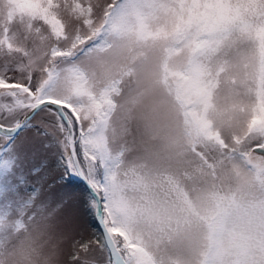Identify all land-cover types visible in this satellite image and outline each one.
<instances>
[{"label": "clouds", "instance_id": "9594fccd", "mask_svg": "<svg viewBox=\"0 0 264 264\" xmlns=\"http://www.w3.org/2000/svg\"><path fill=\"white\" fill-rule=\"evenodd\" d=\"M92 2L85 31L71 0H0V43L80 112L125 264H264V0ZM65 239L40 204L0 216V264H69Z\"/></svg>", "mask_w": 264, "mask_h": 264}, {"label": "snow or ice", "instance_id": "6c2138e0", "mask_svg": "<svg viewBox=\"0 0 264 264\" xmlns=\"http://www.w3.org/2000/svg\"><path fill=\"white\" fill-rule=\"evenodd\" d=\"M70 7L79 10L81 17L87 16L89 19H81V27L87 31V25L94 23L101 14L107 16L104 6L93 3L92 0H71ZM111 7V5H109ZM30 27V26H29ZM7 33V29L3 30ZM58 35H60L58 33ZM62 39H68L63 36ZM75 43L72 44L74 50L78 46H86L92 39L90 34L74 35ZM5 42L0 43V48L4 51L0 55L6 57L4 64L0 66V99H6L7 102L0 103V113L12 115L15 113H24L28 117H40L39 121L34 123L38 134L54 133L61 143L63 149L68 153V165L77 173L82 174L90 185L91 192L85 200V206L88 207L92 215L98 219L102 227V238L98 240H77L74 234L79 221V203L77 198L69 194L67 211L62 221L65 243H70L72 248L78 251H70V259L74 262L80 258V252L87 253L92 244H96L101 250L108 253L107 264H125L127 257L134 255L140 245L134 243L128 233L119 226H114L115 221L109 222L105 218V209L94 198V191L99 189V185L91 178L96 157L92 156L84 147L89 142L84 138L85 125L82 122L81 114L76 106L67 99H60L50 94L47 85L38 80L36 74L28 71L21 63L19 57L22 56L18 48H14L10 41L4 38ZM54 57H64L72 59L73 51H68L61 46L52 52ZM49 76L52 75V69L46 68ZM107 117L106 112L98 111L96 114V123L102 125ZM17 127L19 124L16 125ZM6 127L0 124V128ZM102 130L99 127H88L87 131ZM90 139V138H89ZM252 151L264 155V144H253ZM18 227H23L20 223ZM119 236L123 243L115 242L111 236ZM127 253V254H126ZM83 264H90L85 260Z\"/></svg>", "mask_w": 264, "mask_h": 264}, {"label": "rangeland", "instance_id": "374dc122", "mask_svg": "<svg viewBox=\"0 0 264 264\" xmlns=\"http://www.w3.org/2000/svg\"><path fill=\"white\" fill-rule=\"evenodd\" d=\"M5 59L0 55V66ZM3 102H7L6 99H0V103ZM24 116V113H0V123L14 127ZM39 119V116L30 117L15 135L0 132V216L22 215L25 209L40 204L63 221L71 194L80 205L74 238L101 239L103 231L98 219L84 205L90 189L81 181L79 173L69 167L68 153L56 135L37 133L33 125ZM64 248L69 264H83L85 260L90 264H107L108 253L94 243L87 253L80 252L76 262L70 259L69 252L78 249L72 248L70 243H65Z\"/></svg>", "mask_w": 264, "mask_h": 264}, {"label": "water", "instance_id": "95a60500", "mask_svg": "<svg viewBox=\"0 0 264 264\" xmlns=\"http://www.w3.org/2000/svg\"><path fill=\"white\" fill-rule=\"evenodd\" d=\"M30 119V117H28V116H24L20 121H19V126L17 127V126H14V127H8V126H6V127H3V128H0V132H3V133H6V134H8V135H15V134H17L20 130H21V128L24 126V124L28 121ZM0 124H2V123H0ZM80 175V178L82 179V181H84L85 182V184L88 186V188L90 189V185H89V183H88V181L85 179V177L82 175V174H79ZM90 191H91V189H90ZM99 222V221H98ZM100 224V223H99ZM101 226V225H100ZM102 228V227H101ZM103 231V230H102Z\"/></svg>", "mask_w": 264, "mask_h": 264}, {"label": "trees", "instance_id": "16d2710c", "mask_svg": "<svg viewBox=\"0 0 264 264\" xmlns=\"http://www.w3.org/2000/svg\"><path fill=\"white\" fill-rule=\"evenodd\" d=\"M81 181H82V180H81ZM88 190H89V189H88ZM89 191H90V190H89ZM90 192H91V191H90ZM90 192H89V193H90ZM96 223H97V226L100 228V226H99L98 222H96ZM100 230H101V228H100Z\"/></svg>", "mask_w": 264, "mask_h": 264}]
</instances>
